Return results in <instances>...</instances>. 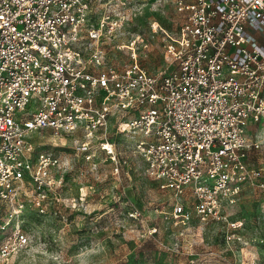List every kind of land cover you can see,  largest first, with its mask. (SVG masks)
<instances>
[{
    "label": "built area",
    "instance_id": "2783aa9c",
    "mask_svg": "<svg viewBox=\"0 0 264 264\" xmlns=\"http://www.w3.org/2000/svg\"><path fill=\"white\" fill-rule=\"evenodd\" d=\"M168 3L182 21L171 33L149 22L163 46L153 72L138 61L144 38L128 28L145 4ZM113 42L128 50L121 68L107 63ZM111 119L130 133L147 174L172 192L175 224L192 219L180 199L188 191L199 222H225L233 254L231 244L248 246L235 233L244 220L224 210L256 189L264 219V163H249L264 147V0H0V264L28 242L27 201L42 212L46 185L61 184L33 132H80L88 157L95 139L115 160Z\"/></svg>",
    "mask_w": 264,
    "mask_h": 264
},
{
    "label": "rangeland",
    "instance_id": "374dc122",
    "mask_svg": "<svg viewBox=\"0 0 264 264\" xmlns=\"http://www.w3.org/2000/svg\"><path fill=\"white\" fill-rule=\"evenodd\" d=\"M137 13L128 30L146 42L138 61L157 72L163 66V46L149 22L156 20L171 33L182 21L181 14L170 3L155 11L145 4ZM105 48L108 64L121 68L130 62L128 50L118 49L115 42ZM106 136L117 145L115 160L97 148L95 139L88 157L79 148L85 140L80 132L50 128L33 132L36 150L50 156L49 173L61 177V184L55 191L46 185L42 212L27 201L21 224L28 242L4 264H245L250 257L255 264H264V243L257 241L264 237L258 190L243 189L224 210L229 219L244 220L235 233L249 243L231 244L238 251L233 254L224 241L225 222H199L188 191L180 199L192 219L188 224L174 223L172 192L161 190L147 174L144 160L132 149L133 138L116 131L114 119ZM250 155V164L264 163V147Z\"/></svg>",
    "mask_w": 264,
    "mask_h": 264
},
{
    "label": "flooded vegetation",
    "instance_id": "af4514ba",
    "mask_svg": "<svg viewBox=\"0 0 264 264\" xmlns=\"http://www.w3.org/2000/svg\"><path fill=\"white\" fill-rule=\"evenodd\" d=\"M138 19V16L136 15L134 18H133V22Z\"/></svg>",
    "mask_w": 264,
    "mask_h": 264
}]
</instances>
